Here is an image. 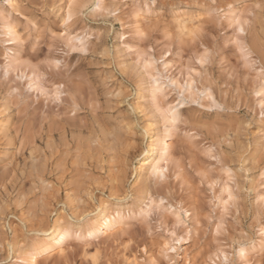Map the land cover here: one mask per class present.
<instances>
[{"label":"rangeland","instance_id":"rangeland-1","mask_svg":"<svg viewBox=\"0 0 264 264\" xmlns=\"http://www.w3.org/2000/svg\"><path fill=\"white\" fill-rule=\"evenodd\" d=\"M12 2L22 5L23 12L19 9L13 12L6 4H0V8L8 11L13 22L22 21L29 13L38 15L37 10L43 6V0L39 3L36 0H12ZM247 2L251 4L258 0H247ZM48 7H51L50 3ZM5 22L6 19L0 17V28H3ZM255 36L258 40V30ZM230 47L239 56L238 50L233 46ZM222 55L225 64L231 67L228 50L225 49ZM93 71L98 75L89 72L83 80L74 81L75 86L72 91L76 102L80 105V111L75 116L71 114L70 98H65L61 104H53L50 101L44 103L43 98L36 101L34 98L36 94L33 93L26 104L17 107L15 101L0 95V183L8 189L4 194V201H0V205L6 204L5 214L0 217V234L4 233L8 241L13 244V260L17 259L25 246L48 237L51 227H46L44 231H32L44 218L43 209H48L49 224H51L55 219L51 215L52 212L58 214L62 209L76 210L79 206L72 203L74 196L84 199L87 194L95 199L96 189L99 188L101 192L123 196L120 207L127 210L139 203L144 192L147 191V186L149 187L148 180L142 182L137 180L131 187L128 184V181L135 176L130 157L138 146L139 134L135 130L138 121L131 120L127 113L119 110L126 107L122 102L118 106H110L108 92L115 85V80L106 86L105 69L93 65ZM222 71L218 65L217 72H210L209 75L219 83ZM220 88L227 91L226 85L221 84ZM116 91L120 89L116 88ZM233 94L229 93L226 97L229 102ZM213 95L217 103H220L219 90L213 92ZM257 100L256 96H253L251 101L246 98L237 100L240 105L239 115L223 121L222 124L213 125L205 121L198 125L200 131L196 132L195 127L191 128V131L196 132V140L193 143L183 139L177 140L175 137L168 140L173 150L171 159L180 162L179 168L170 166L168 184L159 190L153 185L149 190L153 193L161 191L166 198L167 193L171 192L176 204L183 203L185 208L193 213L199 210V222L193 228L194 236L182 244L184 249L182 258L185 264H202V261H208L209 256L215 255L216 240L209 234L204 219L211 214L208 201L212 199V193L207 189V183L201 186L196 172L213 166L212 162L203 156V152L208 148L221 151L220 140L223 136L220 132L235 138L234 149L237 146L243 148L245 145H250L243 154L238 151L235 156L227 152L222 153L227 164L232 166L236 173V182L239 184V209L234 210L233 215L226 218L228 229L226 235L220 238L221 245L226 246L231 253L233 240H254L257 244L260 239L259 230L264 217L260 215L257 200L262 188L261 174L264 173V161L260 158V152L264 151V133L261 131L264 125L259 118ZM210 105L211 102L207 100L205 110H208ZM211 111H214V108ZM245 124L250 126L245 128ZM119 125L131 127L132 138L124 141L123 148L117 149L111 133ZM97 136L100 139V149L91 144ZM241 162L244 164L247 179L239 177L238 169ZM177 175H181L183 179L177 180ZM210 176L217 181L227 180L219 167H215ZM41 180L52 187L45 189ZM220 192L221 186L218 183L216 195L219 196ZM97 204H103V210L109 211L117 207L115 202L107 199L98 200ZM196 219L194 214L187 220L196 221ZM167 222L166 220L165 223ZM156 223L160 224L159 221ZM133 231L135 239L139 241L140 235L135 229ZM196 232L199 233L198 236L195 235ZM140 233H144L143 228L140 229ZM105 244L106 248L102 251L103 258L107 260L112 258L115 241L106 240ZM81 248L71 249L75 250L69 256L72 264H85ZM260 248L259 246L250 257L254 264H264V256L259 254ZM129 252L135 254L134 249L130 247L122 250L115 258L120 259ZM0 259L4 257L0 256ZM56 259L53 257L49 264H54Z\"/></svg>","mask_w":264,"mask_h":264},{"label":"clouds","instance_id":"clouds-1","mask_svg":"<svg viewBox=\"0 0 264 264\" xmlns=\"http://www.w3.org/2000/svg\"><path fill=\"white\" fill-rule=\"evenodd\" d=\"M36 2L39 3L40 0H36ZM241 2L242 0H100V3L105 7L117 6L115 15H106L90 12V8L97 3V0H43V6L37 10L38 15L29 13L23 17L22 21L16 20L13 22L8 11L0 8V17L6 19V24L12 22L19 34L17 39L24 41L21 47L27 52V55L23 59H30L31 63L21 64L19 67L25 74L31 73L34 69L37 75L43 74V77L47 79H42L41 82L45 83V86L50 89L54 87V80H60L67 94L65 98H70L72 101L73 99L76 100L72 91L75 86L74 81L83 80L89 72L98 75L93 71V65L96 67L102 66L105 69L104 83L106 86L115 80V85L108 92L110 106L115 107L122 102L126 107L119 110L122 113H127L128 118L131 120L138 121L135 125L136 133L139 134L137 137L138 146L130 157L132 170L135 172L133 179L128 181L129 187H131L137 180L142 182L147 176L148 167L145 168L144 164L153 155L149 146L158 141L161 135L163 120L161 119V112L156 106L166 108L169 104L175 105L177 103L179 93L183 91L179 87V82L185 78L184 68L189 59L195 60V57L204 50L213 53V62L202 70V75L197 78V82L201 89L209 86V73L217 72V66H220L223 71L219 83L214 80L215 83L211 87L213 92L219 90L221 101L219 104L221 107L214 109V111L205 110V104L208 100L206 96L199 97V103H195L189 99L186 93V102L180 106L181 116L186 121L181 124L182 128L191 129L195 127L196 132H198L201 130L198 125L205 121L213 125L222 124L223 121L233 119L239 115L240 105L237 100L246 98L251 101L252 97L255 96L254 92L259 87L260 82L250 72L231 71V69H235L240 65L241 61L234 49L227 45L228 40L233 35L232 27L228 26L231 19L230 13L240 10ZM49 3L51 4L50 8L48 7ZM0 4L11 7L13 12L18 9L21 12L24 10L22 5L13 3L12 0H0ZM231 5L237 7L234 8ZM221 11L224 15L220 14ZM254 11L255 16L249 17L250 23L246 25V38L256 42H264V20L261 19L260 10ZM64 13L72 17L69 28L70 33L85 37L87 53L72 51V46L75 45L70 46L67 38L45 39L47 29L56 30L62 26L61 16ZM137 28L148 34V40L142 42L148 45V49H142V51L148 52L149 49H154L157 58H159L158 54L165 51L172 54L171 59L168 60L167 75L176 80L177 84L167 86L165 82L163 94L153 95L148 70H145L143 65L138 63V56L134 52L123 48V41L119 39L121 31H135ZM257 30L259 33L258 40L255 36ZM100 33H103V35H100ZM193 33H195V36L192 35ZM32 38L39 41V46L35 51L27 48V42ZM5 40H7V28L3 27L0 28V42ZM104 49H109L107 54H103ZM225 49L228 50L229 65L231 67L225 64L222 55ZM149 55H151V52H149ZM46 57L49 60L58 58L60 67L57 68L51 63H40ZM165 59L168 58L165 57ZM85 65L88 67L86 68ZM161 71L165 70L161 69ZM53 73L56 74L55 77L50 75ZM14 84L21 88L20 96L23 97V101L16 96H9L3 84H0V95L15 101L17 107H19L21 104H26L33 93L27 91L23 79L15 81ZM221 84L227 86V91L220 88ZM116 88H119L120 91H116ZM117 92L121 94L119 96L115 95ZM229 93H234L231 95L230 102L226 99ZM34 98L36 101L41 100L36 95ZM260 99H264V97ZM44 103L47 102L44 100ZM215 130L219 131V129ZM131 134V127L119 125L113 129L111 135L114 146L117 149L123 148L124 141L132 138ZM220 134L223 136V139L220 140L221 151L229 147L233 148L235 138L223 132H220ZM227 137H231V143L226 142ZM118 138L121 139L118 140ZM176 139L181 138L176 137ZM91 144L97 149L101 148L98 136L91 141ZM161 163L168 168L169 166L175 167V161L170 157L167 163L163 161ZM238 174L241 179H247L245 171L243 174L238 171ZM261 175H264V173ZM41 184L45 186V189L52 187L47 185L44 180H41ZM7 191V187L0 183V201H4V194ZM104 199L115 202L117 205V201L121 202L124 197L101 192L99 188L96 189L95 199L92 195L87 194H85L84 199L74 196L72 203L79 206L76 210L62 209L58 214L55 211L52 212L51 215L55 219L49 224L48 209L45 208L42 210L44 218L40 221L39 226L34 227L32 231H44L46 227H51L58 237L69 231L83 236L90 229L100 228L102 221L113 215L116 207L105 213L103 210L104 205L97 204L98 200ZM5 206L6 204L0 205V217L5 214ZM260 215L264 217V208H260ZM169 230H175L178 236L184 231L183 228L173 229L171 224L161 225L155 223L153 225L154 234L150 237V240L159 243L163 239H170L171 237L168 236ZM106 240L115 241L112 258L104 259L106 264H123L122 258H115L120 255L122 250H125L123 246L130 241L132 243L140 242V240L135 239L133 230L129 236H125L122 234L121 229L115 226L114 222L113 228L107 231L103 239L97 242L102 249L106 248ZM118 244L119 246H117ZM83 246L81 240L66 239L63 250L68 253L67 257H61L59 255L60 249L53 245L47 248L51 251L46 253L44 251L28 252L22 258L13 260V244L8 241L3 233L0 234V256L4 259H0V264H41V257L47 258L43 261V264H49L52 259L50 257L57 258L54 264H61V261H63V264H72L69 259L70 254L73 252L71 249ZM183 251L182 245H179L178 252L175 255V264H185V260L182 258ZM105 255H107L106 251ZM33 256H35V259H33ZM251 262L254 264L253 259H251ZM85 264H87V261H85ZM202 264H210L209 259L208 261H202Z\"/></svg>","mask_w":264,"mask_h":264},{"label":"snow or ice","instance_id":"snow-or-ice-1","mask_svg":"<svg viewBox=\"0 0 264 264\" xmlns=\"http://www.w3.org/2000/svg\"><path fill=\"white\" fill-rule=\"evenodd\" d=\"M231 7L235 8L237 6L231 5ZM116 8V5L105 7L100 3V0H97V3L90 8V12L115 15ZM239 8L240 10L230 13L231 19L228 26L232 27L233 35L228 40L227 45L233 46L238 50L241 64L235 69H231V71L250 72L260 82L254 95L258 98V114L261 124L264 125V99H260L264 97V42H256L246 38V25L250 23L249 17L255 16L254 10H260L261 19L264 20V0H258V2L251 4L247 0H242ZM220 14L224 15L222 11ZM61 20L62 26L60 28L56 30L49 28L46 30L45 39L67 38L70 46L75 45L72 46V51L87 53L88 49L85 37L76 36L69 31L72 22L71 15L64 13L61 16ZM5 27L7 28V40L0 42V84H3L7 89V94L9 96H16L19 100L23 101V97L20 96L21 88L14 84L15 81L23 79L26 83L27 91L35 93L37 98H43L46 102L50 101L53 104L63 103L67 94L60 80H54V87L50 89L45 86V83L41 82L42 79H47L43 77V74L37 75L35 69L30 74H25L19 67L21 64L31 63V60L23 59L27 55V52L21 47L24 41L17 39L19 34L16 31L15 25L12 22H8ZM100 35H103V33H100ZM192 35L195 36V33ZM119 39L123 41V48L134 52L138 56V63L142 64L145 70H148L149 83L153 89L154 96L163 94L165 82L167 86L177 84L176 80L167 75V69L169 68L168 60L171 59L172 55L170 52L165 51L160 53L158 54L159 58H157V53L154 49H149L148 52L142 51V49H148V45L142 43L148 40L147 33L139 28L135 31H121ZM38 46L39 41L36 38H32L27 42V48L32 51H35ZM108 51L109 49H104L103 54H107ZM149 52H151V55H149ZM165 57L168 59L166 60ZM212 62L213 53L208 50H204L197 55L195 60L189 59L184 68L185 78L179 82V87L183 91L179 93L177 103L175 105L169 104L166 108H160L159 105L156 106L161 112L163 128L156 145V157L148 166L146 177L150 182L149 187L154 185L159 190L169 182V168L161 163V161L167 163L168 158L172 154V149L168 143L169 138L180 137L188 143H193L196 140L195 132L181 127V124L186 122L180 113L181 104L186 102L185 94L187 93L189 99L195 103H199V97L206 96L208 101L211 102L209 111L213 108L219 109L221 107L213 95L211 85L215 81L211 76H209V86L203 89L200 88L197 82V78L202 75V70ZM40 63H51L57 68L60 67V60L58 58L49 60L46 57ZM161 69L165 71L162 72ZM50 75L55 77L56 74ZM120 94L119 92L115 93L117 96ZM71 107V114L75 116L80 111V105L73 99ZM249 126L250 124L244 125L245 128ZM261 131L264 133V127H262ZM226 142L231 143V137H227ZM248 146L250 145H245L243 148L237 146L235 149L229 147L224 151L208 148L203 152V156L212 162L213 166L207 170L196 172V176L200 178L201 186L207 183V189L211 190L212 193V199L208 201V204L211 206V214L204 217L209 234L216 240L215 255L209 256L210 264H252L250 257L256 251L254 240H233L231 253H229L226 246L221 245L220 241V238L227 233L228 224L226 218L233 215L234 210L239 209V184L236 182V173L233 167L227 164L222 153L227 152L235 156L238 151L243 154L247 151ZM260 158L264 161V151L260 152ZM179 163V161H175V167L179 168ZM215 167H219L223 175L227 177L226 181L223 179L217 181L211 178L210 173L214 172ZM238 171L241 174L245 171L243 162H241ZM176 179L182 180L183 178L181 175H177ZM185 183L187 182L185 181ZM218 183L221 186L219 196L216 195ZM260 183L262 188L258 194L259 199L257 200V204L260 208H264V175H261ZM120 205L121 202L117 201V207L114 209L113 215L102 221L100 228L90 229L83 236L69 231L65 232L63 236L58 237L54 241V245L60 249L59 255L61 257L68 256V253L63 250L64 241L75 238L81 240L84 244L81 251L83 253V260L87 261V264H106L102 248L97 242L103 239L105 233L113 228L114 222L115 226L121 229L123 235L129 236L132 230L135 229L141 237L139 243H132L130 241L123 246L125 250L132 247L135 253L129 252L123 255V264H175L178 246L182 245L186 238L187 240L193 238V228L199 222V210L193 213L186 209L183 203L176 204V200L173 198V193L171 192L167 193L166 198L161 191L155 193L145 191L139 203L129 207L127 212ZM194 214L197 217L196 221L187 220V218ZM166 220L168 221L167 223H165ZM156 221H159L161 225L171 224L173 229L183 228L184 231L178 236L175 230H169L168 236L171 238L163 239L159 243H156L149 239L154 234L153 225ZM141 228L144 229V233H140ZM259 234L261 241L259 254L264 256V222H262ZM195 235L198 236L199 233L196 232ZM48 251H51V249L44 250L45 253ZM33 259H35V256H33ZM61 264H63V261H61Z\"/></svg>","mask_w":264,"mask_h":264},{"label":"bare ground","instance_id":"bare-ground-1","mask_svg":"<svg viewBox=\"0 0 264 264\" xmlns=\"http://www.w3.org/2000/svg\"><path fill=\"white\" fill-rule=\"evenodd\" d=\"M6 26V22L4 24L3 27ZM258 101V100H257ZM258 103V102H257ZM157 142L158 141H155L154 143H152L149 148H150V151L153 152V155L152 157L148 160V161H145V164H144V167L147 168L150 164V162H152V160L156 157V145H157ZM170 147H171V142L168 141ZM172 149V147H171ZM172 153H173V150H172ZM172 155V154H171ZM158 158V157H157ZM171 158V156H170ZM170 167V166H169ZM147 181V177H145L144 181ZM138 183V182H137ZM145 184V182H143ZM146 189V188H145ZM147 191L151 192L149 190V187L147 186ZM258 199V198H257ZM114 206V205H113ZM175 206V205H174ZM128 209V208H127ZM125 212H127V210L123 209ZM109 210H104L105 213H107ZM188 219V218H187ZM262 227V226H261ZM260 227V228H261ZM58 238V235L56 234V232L52 231V229L49 230V233H48V237L47 238H44L43 240H40V241H35L27 246H25L24 248H22V250L20 251V254L19 256L17 257V259L19 258H22L26 253L28 252H41V251H44L45 249H47L48 247L50 246H53L54 245V241ZM261 247V241L259 239V241L257 242L256 244V250H258V247ZM50 258H53V257H50ZM47 259L46 257H41L40 260L43 261ZM42 264V262H41Z\"/></svg>","mask_w":264,"mask_h":264}]
</instances>
